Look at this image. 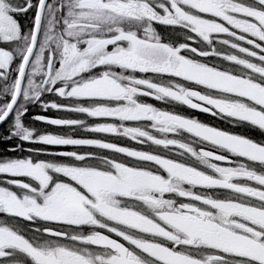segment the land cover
<instances>
[{
    "label": "flooded vegetation",
    "instance_id": "af4514ba",
    "mask_svg": "<svg viewBox=\"0 0 264 264\" xmlns=\"http://www.w3.org/2000/svg\"><path fill=\"white\" fill-rule=\"evenodd\" d=\"M41 1L0 0V118ZM65 2L0 124V264H264V0Z\"/></svg>",
    "mask_w": 264,
    "mask_h": 264
},
{
    "label": "rangeland",
    "instance_id": "374dc122",
    "mask_svg": "<svg viewBox=\"0 0 264 264\" xmlns=\"http://www.w3.org/2000/svg\"><path fill=\"white\" fill-rule=\"evenodd\" d=\"M70 3H71V0H66V2H65L66 7H70ZM15 36H16V34H15ZM64 74L62 76H65V77H68L70 74V68H69L68 62L66 63V70H65ZM12 126H13V129H17V130H19L18 128H20L18 121L13 122ZM35 159L38 160L40 158L37 156ZM15 162H16V160L9 158L8 155H4V154L0 155V186H2V187L4 186V185H1L2 180L7 181V173L6 172H9V170H7L5 168H7L8 164H12ZM0 192L2 193V192H4V190H2V191L0 190ZM61 210H62L61 211L62 214L65 215V216H63L62 219L69 221V219L66 218V217H69V215H70L69 206H65V204H62ZM5 255H6V253L2 254L1 256H5ZM43 255H44L43 260H44L45 264H62V262H65L64 260L66 259V257H73V256H75V258L81 257L80 255H77L76 253L69 251V250H66V249H54V250L44 251ZM81 260L84 262V260L82 258H81ZM84 264H85V262H84Z\"/></svg>",
    "mask_w": 264,
    "mask_h": 264
},
{
    "label": "water",
    "instance_id": "95a60500",
    "mask_svg": "<svg viewBox=\"0 0 264 264\" xmlns=\"http://www.w3.org/2000/svg\"><path fill=\"white\" fill-rule=\"evenodd\" d=\"M44 2H45V0H42V3H41L40 8H39V12H38V16H37V26H38L39 21H40L41 10H42V6H43ZM36 31H37V28H36ZM36 31H35V37H34V41H33V46L31 47L30 51L28 52V54H27V56H26V58H25L24 64H23V68H22L21 76H20V81H19V84H18V87H17L16 97H15L13 103H12V104L10 105V107L8 108V110H7L6 114H5V116L2 117V118L0 119V124H1L2 122H4L5 119L9 116V114H10V112H11L13 106H14V103H15V101H16V98H17L18 95H19L21 78H22L23 72H24V70H25V67H26V65H27V62H28V60H29V57H30V55H31V53H32V50H33L34 44H35ZM36 119H37L38 121H41V122L45 123V124H50V125H53V126H59L60 124H62V122H61L59 119H56V118H53V117L37 116ZM209 156H210L211 158H218V157H216L215 155H209ZM48 233H49V234H52L53 236H61V235L58 234L57 232L48 231ZM103 239H104V237L101 238V243H100V244L103 245V246H105V244L103 243ZM97 241H99V239L95 240V244H96V245H97ZM114 251H118V252H120V253L122 254V258H123V260L125 261V263L127 262V261L125 260V259H126V255H125V250H124V248H121L119 245H117V247L114 249Z\"/></svg>",
    "mask_w": 264,
    "mask_h": 264
},
{
    "label": "trees",
    "instance_id": "16d2710c",
    "mask_svg": "<svg viewBox=\"0 0 264 264\" xmlns=\"http://www.w3.org/2000/svg\"><path fill=\"white\" fill-rule=\"evenodd\" d=\"M14 141H13V143L12 144H16L19 140H21V139H19V138H14L13 139ZM10 142H6V141H4V142H1L0 141V146H4V147H9L10 145H12ZM32 155H34V154H32ZM33 158V157H32ZM35 159V158H34ZM34 159H32V160H34ZM42 159H38V161H41ZM6 182V181H5Z\"/></svg>",
    "mask_w": 264,
    "mask_h": 264
}]
</instances>
